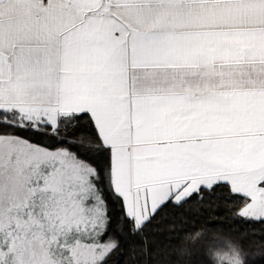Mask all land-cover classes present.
<instances>
[{"label":"snow or ice","instance_id":"obj_1","mask_svg":"<svg viewBox=\"0 0 264 264\" xmlns=\"http://www.w3.org/2000/svg\"><path fill=\"white\" fill-rule=\"evenodd\" d=\"M206 197L264 225V0H0V264H109Z\"/></svg>","mask_w":264,"mask_h":264},{"label":"trees","instance_id":"obj_2","mask_svg":"<svg viewBox=\"0 0 264 264\" xmlns=\"http://www.w3.org/2000/svg\"><path fill=\"white\" fill-rule=\"evenodd\" d=\"M78 135L81 134L78 133ZM209 199L214 200L215 197H206L205 202L201 205L189 201L191 209L187 211L189 205H185L181 209H174L169 206L145 229L148 240H154L155 243L144 248L139 237L131 238L123 244L121 251L113 254L109 264H210L206 254V243L212 232L230 236L238 241L246 253L259 251L257 246L250 243L252 237L245 238L240 235V232L244 229H260L264 225L260 223L234 225V223L228 222L209 224L205 222L209 218L208 211H204L202 216L196 217L197 210L203 211ZM181 212L188 217L187 220L178 215ZM165 213H167L166 217ZM219 214H223V209L219 210ZM234 226L240 231H234ZM200 229H204L207 235L188 244L190 251L187 254H179V248L185 243L184 237ZM259 264H264V261H260Z\"/></svg>","mask_w":264,"mask_h":264},{"label":"clouds","instance_id":"obj_3","mask_svg":"<svg viewBox=\"0 0 264 264\" xmlns=\"http://www.w3.org/2000/svg\"><path fill=\"white\" fill-rule=\"evenodd\" d=\"M206 235L207 233L204 229L186 235L184 237L185 243L178 250L179 254H187L190 251L187 245ZM206 254L210 260V264H244V251L238 241L217 232H212L207 240Z\"/></svg>","mask_w":264,"mask_h":264}]
</instances>
